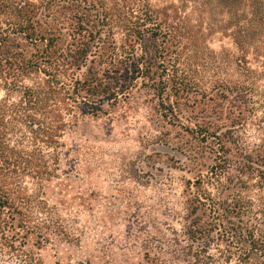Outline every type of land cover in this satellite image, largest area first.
<instances>
[{
	"label": "trees",
	"instance_id": "trees-1",
	"mask_svg": "<svg viewBox=\"0 0 264 264\" xmlns=\"http://www.w3.org/2000/svg\"><path fill=\"white\" fill-rule=\"evenodd\" d=\"M152 1L0 0V80L8 97L19 96L16 103L0 100V234L4 248L22 253L23 264L36 261L15 246L20 231L8 235V221L46 239L42 228L28 226L33 198L23 180L28 176L46 187L58 170L66 131L81 116L108 115L140 84L154 94L161 118L199 142L196 155L211 147L215 156L209 178L221 184L218 198L204 188L203 176L187 186L184 263L251 264V253L264 250L243 220L252 203L243 196L245 187L255 180L264 191V134L260 145L250 147L234 139L233 130L221 132L227 126L223 115L238 111L233 127L256 111L258 78L248 55L264 49V0ZM216 11L238 56L207 46L203 18ZM230 70L237 80L226 78ZM180 109L189 113L183 115L186 124ZM215 239L229 249L220 258L209 253ZM154 264H161L159 257Z\"/></svg>",
	"mask_w": 264,
	"mask_h": 264
},
{
	"label": "rangeland",
	"instance_id": "rangeland-1",
	"mask_svg": "<svg viewBox=\"0 0 264 264\" xmlns=\"http://www.w3.org/2000/svg\"><path fill=\"white\" fill-rule=\"evenodd\" d=\"M152 2L156 6L179 3ZM193 6L188 5V13ZM222 20L218 11L204 16L207 46L218 54L238 56L229 33L219 27ZM248 62L258 78L256 111L246 117L244 125L233 127L238 111L223 115L227 126L221 132L233 130L234 139L241 138L240 143L255 147L264 134V49L251 50ZM229 72L226 78L238 79L233 70ZM204 88L210 89L207 83ZM5 98L11 103L19 100L16 94L8 97L0 80V100ZM155 106L154 94L140 84L108 115L78 118L77 125L60 140L55 177L43 188L28 176L22 183L33 198L28 226L36 232L42 228L46 239L40 241L9 220L7 234L16 236L20 231L16 247L32 254L36 264H154V256L161 264H185L187 255H182V250L189 246L185 238L189 225L187 186L203 176L204 188L218 198L221 184L209 178L215 158L212 148L196 155L199 142H193L177 123H167ZM180 111V121L186 124L183 115L189 113ZM9 138L15 146V135L10 133ZM257 185L252 180L243 191L252 202L245 207L243 220L264 244V191ZM1 243L0 234V264H23L18 257L21 252L6 249ZM210 244L209 253L216 258L229 250L216 239ZM251 254V264H264V250Z\"/></svg>",
	"mask_w": 264,
	"mask_h": 264
}]
</instances>
